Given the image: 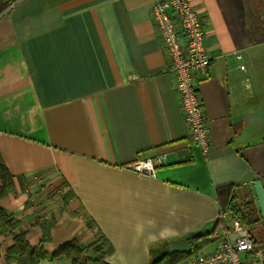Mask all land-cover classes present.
I'll return each mask as SVG.
<instances>
[{"label": "crops", "instance_id": "1", "mask_svg": "<svg viewBox=\"0 0 264 264\" xmlns=\"http://www.w3.org/2000/svg\"><path fill=\"white\" fill-rule=\"evenodd\" d=\"M190 1L211 60L198 75L207 154L189 139L156 0H0V162L14 182L0 209L31 246L46 222L49 254L77 241L104 244L112 264H150L264 184V0ZM159 155L154 178L127 168ZM13 244L0 233V264H17Z\"/></svg>", "mask_w": 264, "mask_h": 264}, {"label": "built area", "instance_id": "2", "mask_svg": "<svg viewBox=\"0 0 264 264\" xmlns=\"http://www.w3.org/2000/svg\"><path fill=\"white\" fill-rule=\"evenodd\" d=\"M152 15L168 60L169 72L175 78L184 122L192 145L204 154L211 149L210 129L201 98L198 75L207 70L210 57L200 9L190 0H156ZM246 71L243 56L233 52ZM166 155L138 160L127 166L129 170L148 177H156L159 167L166 166ZM231 227L223 226L215 236L216 247L211 252L200 251L179 264H264V248H258L249 229L239 220L231 219Z\"/></svg>", "mask_w": 264, "mask_h": 264}, {"label": "trees", "instance_id": "3", "mask_svg": "<svg viewBox=\"0 0 264 264\" xmlns=\"http://www.w3.org/2000/svg\"><path fill=\"white\" fill-rule=\"evenodd\" d=\"M0 177L2 186L0 187V201L6 198L14 189L13 176L4 163L0 162ZM226 189H219L223 192ZM246 198L238 202L235 196H231L223 207L222 216L217 221L216 229L207 234H198L189 238L192 246L190 254H170L165 251V247L161 257L152 260L150 264H179L188 259L191 255L200 252L205 247L215 242L214 235L219 226H223L225 218L239 219L250 231V235L258 248H264V220L258 212L256 206L252 202H248ZM43 231V240L40 246L33 247L28 242L27 233L21 230V224L14 216L8 214L5 210L0 209V233L11 237L14 244L8 249L6 258L9 262L17 264H40L46 259L53 261L66 260L69 264H112L107 261L111 256V250L104 252L103 245H94L86 247L85 245L73 241L53 254L45 251L44 245L50 241L49 231L51 225L49 223H39ZM166 246V245H165ZM92 253L93 256L89 254Z\"/></svg>", "mask_w": 264, "mask_h": 264}, {"label": "water", "instance_id": "4", "mask_svg": "<svg viewBox=\"0 0 264 264\" xmlns=\"http://www.w3.org/2000/svg\"><path fill=\"white\" fill-rule=\"evenodd\" d=\"M249 201L254 202L255 206L264 220V184L262 181H257L247 187ZM165 251L170 254H190L192 246L188 238H180L171 240L166 243Z\"/></svg>", "mask_w": 264, "mask_h": 264}, {"label": "rangeland", "instance_id": "5", "mask_svg": "<svg viewBox=\"0 0 264 264\" xmlns=\"http://www.w3.org/2000/svg\"><path fill=\"white\" fill-rule=\"evenodd\" d=\"M225 221H226V226L230 228L231 225H232V221H231V219H230L229 217H227V218H225ZM219 230H220V231L223 230V227H222V229L220 228ZM214 248H215V247H213L212 244H211V245L205 247V248H204L203 250H201V251H204V252H206V253H209V252H211Z\"/></svg>", "mask_w": 264, "mask_h": 264}]
</instances>
